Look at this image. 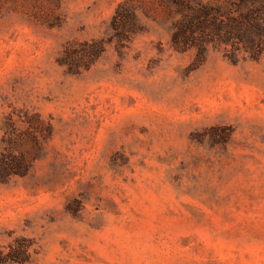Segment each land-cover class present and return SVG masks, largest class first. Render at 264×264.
Masks as SVG:
<instances>
[{
	"label": "rangeland",
	"instance_id": "obj_1",
	"mask_svg": "<svg viewBox=\"0 0 264 264\" xmlns=\"http://www.w3.org/2000/svg\"><path fill=\"white\" fill-rule=\"evenodd\" d=\"M180 1L0 0V140L14 110L53 128L0 180V264H264V53L177 51Z\"/></svg>",
	"mask_w": 264,
	"mask_h": 264
},
{
	"label": "trees",
	"instance_id": "obj_2",
	"mask_svg": "<svg viewBox=\"0 0 264 264\" xmlns=\"http://www.w3.org/2000/svg\"><path fill=\"white\" fill-rule=\"evenodd\" d=\"M187 13L177 23L172 45L184 52L192 48L203 58L209 47L223 51L231 61L240 56L253 60L264 53V0L180 1ZM120 4L114 16V26L133 22L134 13L125 12ZM133 33V31L131 32ZM127 35V32H122ZM82 52L67 51L63 65L71 72L89 69L104 51L103 41L81 44ZM0 140V180L24 177L40 158L44 144L52 137L53 128L37 112L25 109L12 111L4 123Z\"/></svg>",
	"mask_w": 264,
	"mask_h": 264
}]
</instances>
